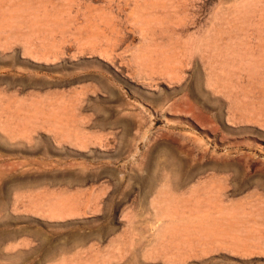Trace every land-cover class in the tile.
Returning a JSON list of instances; mask_svg holds the SVG:
<instances>
[{"label":"rangeland","instance_id":"1","mask_svg":"<svg viewBox=\"0 0 264 264\" xmlns=\"http://www.w3.org/2000/svg\"><path fill=\"white\" fill-rule=\"evenodd\" d=\"M0 264H264V0H0Z\"/></svg>","mask_w":264,"mask_h":264}]
</instances>
